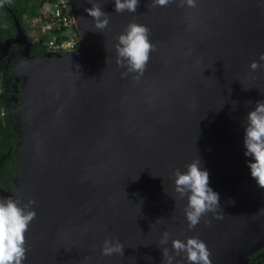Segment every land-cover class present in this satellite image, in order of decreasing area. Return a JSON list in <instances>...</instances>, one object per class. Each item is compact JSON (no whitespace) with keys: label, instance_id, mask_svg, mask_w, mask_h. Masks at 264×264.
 I'll use <instances>...</instances> for the list:
<instances>
[{"label":"water","instance_id":"obj_1","mask_svg":"<svg viewBox=\"0 0 264 264\" xmlns=\"http://www.w3.org/2000/svg\"><path fill=\"white\" fill-rule=\"evenodd\" d=\"M69 2L80 50L31 56L15 18V37L0 43V60L19 47L9 70L24 80L11 111L17 178L12 192L0 188V198L34 202L24 264H163L162 247L171 255V239L191 237L211 264H243L264 245V189L243 143L246 116L264 101V71H249L264 53V0H139L135 14L94 0L110 15L102 32L88 0ZM133 22L155 46L139 79L116 63L117 37ZM196 157L220 209L190 229L172 173ZM105 239L123 256L101 255ZM174 264H187L183 254Z\"/></svg>","mask_w":264,"mask_h":264},{"label":"clouds","instance_id":"obj_2","mask_svg":"<svg viewBox=\"0 0 264 264\" xmlns=\"http://www.w3.org/2000/svg\"><path fill=\"white\" fill-rule=\"evenodd\" d=\"M91 8L84 11L92 18L94 28L102 32L109 24L110 15L102 11V6L94 0H88ZM174 0H152L151 7H167ZM116 13L135 14L139 6V0H114ZM179 6L195 8L197 0H180ZM74 19V18H73ZM75 21V19H74ZM150 29L142 24L129 23L117 37L115 52L117 65L125 71L122 76L135 74L139 79L143 76L150 55L155 51V46L150 40ZM249 71H264V53L257 61L249 64ZM244 155L252 158L247 164L251 177L261 189H264V101H258L254 110L246 116L244 129ZM174 191L182 199L186 198L184 208L185 219L188 227L194 228L201 219L209 213L220 209L219 194L214 192L209 185V173L201 167L198 157L186 165L185 170L176 169L172 173ZM33 201L21 204L13 198H0V264H24L27 259L25 234L29 225L36 218L33 209ZM221 218L220 216L216 217ZM170 234L164 232L160 244L167 245ZM124 245L117 240L105 239L101 246V255L123 256ZM163 264H174L176 257L183 254L187 264H211V253L207 245L197 237L186 240L171 239V252L167 247H162Z\"/></svg>","mask_w":264,"mask_h":264},{"label":"trees","instance_id":"obj_3","mask_svg":"<svg viewBox=\"0 0 264 264\" xmlns=\"http://www.w3.org/2000/svg\"><path fill=\"white\" fill-rule=\"evenodd\" d=\"M53 1L55 0H0V43L15 37L14 18L24 29L26 18H38L42 4ZM65 38L67 37H58L57 43ZM42 39L47 40V37ZM29 40L33 43L31 56L46 53V46L34 42L31 37ZM17 49L13 44L8 56L0 60V188L8 192H12V181L17 178V170L14 166L17 154L14 148L18 142V135L14 129L16 120L11 111L20 103L17 92L24 84L23 79L16 81V77L9 70L10 57Z\"/></svg>","mask_w":264,"mask_h":264},{"label":"built area","instance_id":"obj_4","mask_svg":"<svg viewBox=\"0 0 264 264\" xmlns=\"http://www.w3.org/2000/svg\"><path fill=\"white\" fill-rule=\"evenodd\" d=\"M45 5L47 7L41 6L39 17L43 16L40 31L42 36L47 37L44 44L46 46V53L60 55L80 47V43L78 46L75 39L68 33L72 24L71 16H69L71 13L69 0H55ZM46 10L48 11L45 12ZM60 36L67 38L57 43V38Z\"/></svg>","mask_w":264,"mask_h":264},{"label":"rangeland","instance_id":"obj_5","mask_svg":"<svg viewBox=\"0 0 264 264\" xmlns=\"http://www.w3.org/2000/svg\"><path fill=\"white\" fill-rule=\"evenodd\" d=\"M49 2H46L44 4H42V6L44 5L45 7H47V4ZM43 9V8H42ZM48 10H46L45 12H47ZM69 13V12H68ZM69 16H71V13L69 14ZM43 16L41 15V17L38 18H26L23 24L24 29L22 28V30L24 31L25 35L28 37H31L33 39L34 42H39L40 44L44 45L46 40L42 39V37L44 38V36L41 35V31H40V26L43 22ZM74 39L75 42L77 43V45L79 46V42L76 36V31L73 29L72 24L70 25V31L68 32ZM14 54L10 57L11 60V64L14 61ZM10 64V66H11Z\"/></svg>","mask_w":264,"mask_h":264},{"label":"flooded vegetation","instance_id":"obj_6","mask_svg":"<svg viewBox=\"0 0 264 264\" xmlns=\"http://www.w3.org/2000/svg\"><path fill=\"white\" fill-rule=\"evenodd\" d=\"M28 40L29 37L27 36ZM30 41V40H29ZM12 46V45H11ZM17 46V45H16ZM11 48V47H10ZM19 49V47L17 46ZM17 49V50H18ZM10 50V49H9ZM9 53V52H8ZM15 54V53H14ZM8 56V54L6 55ZM5 56V57H6ZM3 57V58H5ZM2 58V59H3ZM1 59V60H2ZM19 81V80H16ZM243 264H264V245L243 256Z\"/></svg>","mask_w":264,"mask_h":264},{"label":"bare ground","instance_id":"obj_7","mask_svg":"<svg viewBox=\"0 0 264 264\" xmlns=\"http://www.w3.org/2000/svg\"><path fill=\"white\" fill-rule=\"evenodd\" d=\"M77 25V27L79 28V23H78V20H76V22H75ZM81 40L83 41V40H86L85 39V35H83L82 37H81ZM76 50H80V49H76ZM65 53H69V52H64L63 54H65ZM76 55H78V54H76ZM71 55H69V54H67V55H64V57H70Z\"/></svg>","mask_w":264,"mask_h":264}]
</instances>
